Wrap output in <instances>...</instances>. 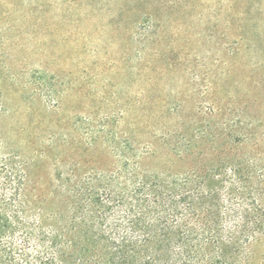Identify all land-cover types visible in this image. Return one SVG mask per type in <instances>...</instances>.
Segmentation results:
<instances>
[{"label": "rangeland", "instance_id": "374dc122", "mask_svg": "<svg viewBox=\"0 0 264 264\" xmlns=\"http://www.w3.org/2000/svg\"><path fill=\"white\" fill-rule=\"evenodd\" d=\"M143 240L264 264V0H0V264Z\"/></svg>", "mask_w": 264, "mask_h": 264}, {"label": "trees", "instance_id": "16d2710c", "mask_svg": "<svg viewBox=\"0 0 264 264\" xmlns=\"http://www.w3.org/2000/svg\"><path fill=\"white\" fill-rule=\"evenodd\" d=\"M152 202L153 204H156L157 200L155 199ZM157 205H160V201H159V204L157 203ZM242 213L245 218H248L249 213L247 210L241 208V214ZM157 220L160 221L159 217ZM186 226L187 225H183L184 230H186ZM124 247L125 248L128 247L129 251H127V253L120 251V256H118L117 259L113 261L114 263L113 262L111 263L113 264H166L164 263L165 262L164 254L161 253L162 249L164 250V247H165L164 245H160V246L154 245L150 241L143 240L135 244L124 245ZM48 251H50V254H52V257L50 259H46V261H43L42 264H52V262L54 261V258H57V257L60 259V264H68L69 259L64 254L60 253V249L56 243L49 242ZM189 253H187L185 258H184V254H181V257L183 256L184 258L183 261L186 258L189 259V256H190ZM171 261L172 259H170V262ZM170 262L168 264H171Z\"/></svg>", "mask_w": 264, "mask_h": 264}]
</instances>
